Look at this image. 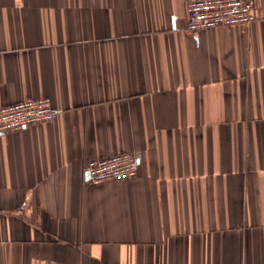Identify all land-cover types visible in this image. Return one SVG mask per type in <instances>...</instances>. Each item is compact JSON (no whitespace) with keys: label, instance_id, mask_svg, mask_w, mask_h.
<instances>
[{"label":"crops","instance_id":"crops-1","mask_svg":"<svg viewBox=\"0 0 264 264\" xmlns=\"http://www.w3.org/2000/svg\"><path fill=\"white\" fill-rule=\"evenodd\" d=\"M187 1L0 0V105L57 111L0 133V264H264V0L197 31Z\"/></svg>","mask_w":264,"mask_h":264},{"label":"built area","instance_id":"built-area-1","mask_svg":"<svg viewBox=\"0 0 264 264\" xmlns=\"http://www.w3.org/2000/svg\"><path fill=\"white\" fill-rule=\"evenodd\" d=\"M185 11L184 27L189 31L249 24L258 17L254 0H188ZM56 116V109L46 97L0 105V133L51 122ZM138 162L139 156L128 151L89 159L85 166L86 182L98 184L132 178L137 174Z\"/></svg>","mask_w":264,"mask_h":264}]
</instances>
